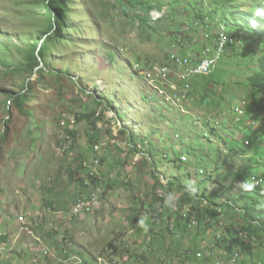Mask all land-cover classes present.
Segmentation results:
<instances>
[{
	"label": "rangeland",
	"instance_id": "rangeland-1",
	"mask_svg": "<svg viewBox=\"0 0 264 264\" xmlns=\"http://www.w3.org/2000/svg\"><path fill=\"white\" fill-rule=\"evenodd\" d=\"M49 1L0 0V264H89L90 257L93 264H264L241 254L236 261L223 247L247 224L242 213L225 209L200 224L198 208L207 207L183 204L185 189L213 193L220 184L209 178L227 183L264 150L263 102L246 82L249 38L237 34L209 77L189 76L226 31L219 15H208L207 0H152L167 4L147 22L137 0H62L51 42ZM263 4L249 5L264 11ZM38 41H48L46 60L30 76L17 68ZM20 94L28 114L10 101ZM251 128V149L242 153L239 141ZM198 142L205 148L196 155L181 154ZM219 145L218 154L210 150ZM256 171L263 181L264 168ZM169 178L179 184L170 187ZM80 198L99 204L73 216ZM256 201L264 211V199ZM178 211L191 212L189 229ZM250 245L254 255L264 248L255 239ZM195 248L197 258L189 254Z\"/></svg>",
	"mask_w": 264,
	"mask_h": 264
},
{
	"label": "trees",
	"instance_id": "trees-1",
	"mask_svg": "<svg viewBox=\"0 0 264 264\" xmlns=\"http://www.w3.org/2000/svg\"><path fill=\"white\" fill-rule=\"evenodd\" d=\"M254 2L255 0H207L206 2L207 5H205V7L209 8L208 15L210 16V18L212 16L219 15L220 17L219 24H221L220 22H222L223 24L221 25V27L223 28L225 27L226 29L225 33L228 37V42H229L227 46L228 48H232L231 46L235 45L236 41L238 40L236 37L237 34H243L244 37H248L250 40V44L253 47H255V49L251 48V51H250L252 60L250 62L248 70H250L251 72L248 71L249 75L247 77L246 82H247V86L251 89L252 94L254 96L259 97L258 101H260V103L263 102V107L261 108L260 106L259 109L264 112V17H258L255 15L257 9L254 8V5H249ZM136 3L143 10H145V13L147 14L146 22L148 21L149 13L151 14L152 12H155L156 10L158 12H162L164 5L167 4L163 1H160L158 3V6L155 7V3L152 0H137ZM62 5H63L62 0H50L47 3V7H48L47 16L50 20V27H51L50 31L53 32L54 34V36L49 37L50 39L52 38L51 40L48 38V40H50L49 42L55 40L54 38L56 37V35L58 36L60 34V32L58 31L60 27L58 28V26L60 25V21L62 20V16L60 14V9ZM249 6H251L252 8H248ZM259 8L264 9V4L260 5ZM201 18H202L201 20L204 19L203 15H201ZM183 36L185 35L182 33L178 34V38H177L178 43L183 44L184 40L187 39V38H184ZM47 42L48 41L36 42V44L32 48V52L28 55L25 63L22 66L18 67L17 70L26 71L29 73L30 76H33L36 73V70L41 67L42 62H45L46 60L45 54L48 49V44H46ZM209 76H203V77H209ZM209 84L210 82L205 84L206 86L205 89L200 87V89H202L201 92L204 93L203 95H201L202 99L208 98L207 89H208ZM27 87L30 90L31 83H29ZM193 88L195 92H198L197 91L198 87H196V85L193 86ZM9 97H10V101H13V103L19 108V110H21L25 114H28L24 107L25 101L27 99L25 94L10 95ZM258 101L255 102L257 106H259L257 104ZM237 113H238V115L236 114L238 116L237 123L242 124L241 117L244 116L243 115L244 112L240 110ZM255 126L253 130L261 129V127L255 128ZM253 130L251 128L250 132L249 133L247 132V134L243 136L244 138L241 141H239L241 143V146L244 147L245 149L244 151H241L242 153H245L246 151H249V149H251L250 148L251 143H249V140H251V138L254 137L252 134ZM69 134L72 135L73 133H69ZM204 137L208 138L207 132H205ZM198 143H199V146H192L191 144L187 145L186 150L182 151L181 154L185 156L196 155L197 151H199L200 149L203 150L205 148L202 142H198ZM224 144H225L224 145L225 147H228L230 149V146H229L230 142L225 143L224 141ZM146 146L150 147L148 151L153 150L151 145L149 146L148 144ZM220 148H222L221 145H219V147L215 149L210 148V150H214L215 152L214 151L213 152L218 154L219 152H221ZM256 149H257L256 155H255L256 158H254L247 165V167L243 169L242 172L233 173L231 180L226 179L228 181L227 183L221 182L219 179L212 180L211 178H209L210 186H215L218 183L220 184L218 190H215V192L213 193H207V189L204 188V190L201 191L200 195L199 194L191 195L186 192L185 186H179V187L181 190L185 189L184 191L182 190L183 193L185 194L184 196H186L183 200V204L189 203V199H190L192 200V202L195 203V205L198 204L199 207L203 204L205 205V207H207L205 210H202V211H200L199 210L200 208H198V213H197L196 218L198 219L200 224L201 222L203 223L206 222L205 221L206 219L204 220V218L206 217L213 219L215 215H221V214L223 215L224 214L223 212L225 211V209L236 211V212L239 211L240 213H242V215L244 216V220L247 224L244 227H242L240 231L234 232L235 235H239V236L233 237L232 239H230V241H228V243H225L222 240L221 242H224L223 243L224 246L222 245V243H219V244L222 245L226 251L230 252V254L232 255V258L235 259L236 261H238V259L240 258V254H241L242 257L243 256L248 257V262H251L252 259L257 258L261 263H264V253H263L264 248L262 250L263 252L259 251L258 254L256 253L254 255L253 248L250 245L252 243V240L254 239L257 240L258 243H260L259 246H262V243H264V211H259L261 210L260 205H258L260 203L256 201L257 198L264 199V180L262 181V183L256 185V181L260 180L259 176L263 175V173L257 172L256 170L259 171V169L264 168V150L261 147H258ZM155 150H157V154L162 153V151H160L159 149H155ZM139 152L142 153L143 150H140ZM201 155H203V153H201ZM147 156L152 164L153 169H156L157 166L153 165L152 163L155 160V157H153V153L150 152L147 154ZM204 156H206V154ZM180 157L178 159H173V160H176V161L180 160L179 161L180 163H184V160H182ZM180 167H183V165ZM82 168L83 167L81 165L80 169ZM249 172H251V175L248 174ZM152 174L156 180L159 179V177L156 176V172L154 170ZM172 179L173 178H171L168 182V185L170 187H172L173 185L179 184L177 182H174V180ZM93 181L95 182L97 181V179H93ZM205 181H203L204 182L203 184H205ZM243 182H245V185H247L248 188L244 187L245 186L244 185V186H241L239 190H236V185H238L239 183H243ZM246 182H249V183H246ZM124 185L127 186L126 183ZM249 194L250 196L251 195L252 196L249 197L248 196ZM158 200L165 202V199H158ZM244 200L246 201L245 203L243 204L240 203L241 201H244ZM155 201H157V199H155ZM178 212L180 214L177 219L178 224L180 225V223L183 222L184 224L183 226L185 228L184 230L189 229V226H192V224H190L191 212L187 215H183V213H181L180 211ZM156 217H157L156 215H153L154 224L159 222L158 218ZM243 232L246 233V237L248 238L247 243H246V240L243 239ZM234 249H238L239 252L241 251V253H239L238 251L235 252ZM196 252L197 251L195 248L194 250H191L189 254L197 258ZM84 255H85L84 252L81 251L80 253L81 258H84V260L87 261ZM198 256L200 258L202 257L201 255H198ZM89 260L90 261L89 262L87 261V262L89 264H93V261H91L92 260L91 257L89 258ZM209 260L211 261L210 258ZM181 263L184 264L185 261ZM244 263L245 261H241V264H244ZM217 264H222V263H217Z\"/></svg>",
	"mask_w": 264,
	"mask_h": 264
},
{
	"label": "built area",
	"instance_id": "built-area-1",
	"mask_svg": "<svg viewBox=\"0 0 264 264\" xmlns=\"http://www.w3.org/2000/svg\"><path fill=\"white\" fill-rule=\"evenodd\" d=\"M153 13V12H152ZM228 37L224 31L218 34L217 37V48L212 56L202 58L196 65L194 70H189V76H209L215 70L217 63L221 60L225 50L228 46ZM262 183V180L256 181V185ZM97 204V205H96ZM99 199H94L92 201H85V199H79L74 207L73 214L78 216L81 214L90 213L93 208L98 206ZM191 227V226H190ZM1 249V248H0Z\"/></svg>",
	"mask_w": 264,
	"mask_h": 264
},
{
	"label": "clouds",
	"instance_id": "clouds-1",
	"mask_svg": "<svg viewBox=\"0 0 264 264\" xmlns=\"http://www.w3.org/2000/svg\"><path fill=\"white\" fill-rule=\"evenodd\" d=\"M255 15L258 16V17H264V11L258 9L256 11ZM244 187L248 188L247 185H245Z\"/></svg>",
	"mask_w": 264,
	"mask_h": 264
}]
</instances>
